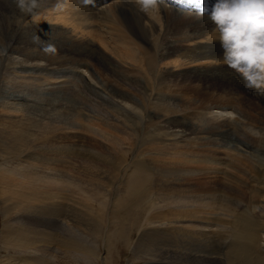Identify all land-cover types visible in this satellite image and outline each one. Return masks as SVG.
<instances>
[{"label": "bare ground", "instance_id": "1", "mask_svg": "<svg viewBox=\"0 0 264 264\" xmlns=\"http://www.w3.org/2000/svg\"><path fill=\"white\" fill-rule=\"evenodd\" d=\"M7 1L9 4V0ZM188 1L189 0H165L163 1L164 3L159 2L155 9L144 11L139 5L138 0H41L38 2L40 8L38 9L37 7V11L41 9V15L44 17L41 18L39 16L40 18L38 17L39 19L37 18L36 20L41 23L34 24L36 27H39L40 30L33 31V35L31 36L23 35V40L20 41V45L23 44L24 48L20 49V47L19 50L27 51L25 54L26 58H33L28 50L34 47L36 51H38L40 57L47 60H54V63L60 65H62L63 61H68L71 67L76 65L78 66V70H81L80 67L85 65V61H82V59H86L90 64V58L94 52L89 46L92 43L93 48L94 45L98 44V46L100 45V49H108L113 51L112 53L117 50L116 48H119V50H121L118 52L120 58L123 57L124 59L136 63L143 64V60L150 57L148 58L149 60L146 59V61L148 60L149 66L153 68L154 66L152 67L151 63L155 61L154 57H156L159 49L162 47L159 38L162 37V39L160 38L161 40L165 38L169 43L174 38V44H171L172 42L167 46L165 44L166 49L164 48L163 50L171 51L172 54L170 53L168 56L169 58L172 59V56L175 55L176 58L179 59L178 61H180V63L177 62V64L181 67H176L174 65V67L177 68L175 69L178 71V74L179 70H183L181 72H184V78L188 77L190 79L193 75L194 79L200 80L198 86H194L193 84L184 86L185 83L182 82L183 85L180 88V90L183 91L182 94H184L186 90L189 91L190 94L185 95L190 96V99L193 101V99L197 97V94L201 93L202 95L204 94L206 100L210 102L209 99H212L211 96L216 94L212 92L218 93L220 91V95L217 99L221 101V103L212 110L205 107L203 110L191 114V116H188L186 119L183 118L184 120H179L181 125L185 124L187 127L202 128V130L196 131V129L193 130V132L211 131L210 128H212L214 132H208V141L211 140L216 143L226 142L227 139L225 137L230 136V142H237L246 149H250L255 145L254 147L261 155H264V96L258 92L259 90L256 91V89L244 90L240 85L241 81H239L235 75L236 73L232 70H230L229 73L223 60V49L219 42L217 30H213L214 23L211 21L210 17H205L204 19L197 18L193 13L182 12L178 14L175 12V6L182 7ZM4 2H6V0H3L1 4ZM211 3V0H206V6H210ZM5 6L6 5H4L3 9ZM201 6L202 4H200V7ZM20 8L18 13L21 10ZM16 10L17 8L14 11ZM30 13H32V11H30ZM29 15L30 14H28V16ZM206 19L210 20V22ZM169 25L172 26L171 28H173L174 31L173 34H169L170 40H168L169 38L167 35L170 28ZM10 27L11 26H9V28ZM4 28H7L6 25ZM42 28L44 30H41ZM189 28H191L195 34L192 33L187 35ZM46 29L50 30L45 31ZM6 30L10 32L11 28L10 31H8V29ZM60 30H65V34H61L59 32ZM7 35L9 34L7 33ZM43 37L45 38L43 39ZM69 46L70 49L67 51L73 52L74 58H68L60 51ZM49 47H51L50 50H55L54 54H47L49 52L44 50H48ZM88 50L90 51V56L87 54ZM59 57L61 58L57 60ZM173 60L177 61L176 59ZM207 62L212 63L207 65L208 67H205L206 65L204 64ZM145 65L147 66V64ZM194 65H203L205 68L202 67L193 70L192 66ZM171 67L174 68L173 66ZM151 68L148 70L152 71ZM32 75L34 76V73ZM37 75L38 74H36V76ZM92 75H90V77ZM57 77H53L54 86H49L52 85L49 84L51 79L45 84L48 78L45 82L40 81V83H38L39 81L34 82L32 79L31 82H34V85H32V87L27 86L25 88V93L29 92L28 94L33 97L34 93L36 94L38 91L43 92L49 89H56L60 92L57 97H61V100L65 101L64 97H67L66 102L57 101L56 99V102H58L57 104H72L73 100L71 101L70 99H72V96L74 98L77 96L76 89L81 83L79 80L80 78L77 77L76 74L72 78H64L65 81H62L63 79H57ZM60 81H62V83L64 82V84L56 85L60 83ZM261 85L264 87V84ZM208 86H210V88ZM216 88L218 89L216 90ZM225 88H228V92H223ZM236 90H239L240 95H238L240 98L238 96L237 98L235 97ZM37 94L36 97H33L36 101L39 100L37 96L40 95ZM176 97H178V95H176ZM198 101L202 100H197V102ZM222 101L224 103H222ZM234 102L241 104V112L238 113H240L239 117H241L243 121L238 122H243L244 129L249 127L248 130L246 129V131L249 132V134H246V140H242V138L236 134L241 129L239 130V128L235 126L237 121L231 118L233 115L235 116L237 112L235 111L236 105H234ZM251 102H254V104L252 105ZM192 103H194V101ZM243 103L247 105L243 106ZM68 107L67 109L65 108L67 112H69L68 114L65 111L61 113V115H65L66 118L71 117L69 119L70 121L66 123L68 130L65 132L31 126L28 120V112L32 110L33 107H24L28 110L24 109L26 113L22 112L24 114L22 116L21 114L19 115V109L21 107L17 108V106L15 109L10 107L9 110L7 109L8 112H6L5 115H0V156L5 157L6 152H9L11 149H17V147L26 149L25 154L19 156L17 167L11 170H2L0 172V187H2V190H0V209L5 216H7L15 208H18L17 206L20 205L19 202L26 200V205L22 206L20 209H27V214L29 215L27 219H25L24 216L22 219L11 221L12 224L10 223L4 226L3 231H0V241L3 242V244H21L25 248L28 246L33 249L35 251L34 254H36V256L33 255V257L26 255L16 259L10 257L6 258L7 264H48V262L43 259L46 257L43 254L45 252L50 254L48 251L50 243L52 244L53 242L55 247L58 244V240L56 242L54 241L57 239L56 237L60 239L58 229L65 220L63 213L68 209L67 206L69 204H67V201L69 200L66 195L63 196L61 193H51V189L48 190L50 192L45 195L43 192L45 189L41 187L47 184L44 185L41 180H45L44 182L46 183L53 180L52 182H55L52 184H54L55 187L64 189L68 188V186H74L75 181H77V183L79 181L82 183L85 182L89 187L88 192H92L90 196H97L100 193L99 186H95L93 181L101 183L99 180L108 178L110 172L107 169H103L102 171V169L96 165H85V163L84 166L82 165L75 169L77 165H74V160L81 158L78 152L87 153L91 156L90 159H95L97 161L102 160L100 162L103 163H109L113 160L124 161V158L119 156V153L113 149L106 148L105 145L101 143L98 144L95 142V145H98L104 150L101 149V151L105 152L103 154H100V150L96 151L91 148H86L87 142L84 141L85 138L82 137L79 140V136L74 130L75 127H73L74 129L68 127L74 122L76 124L79 123L77 120L81 121L79 117L80 114L77 113L76 108L72 109L71 106ZM168 107L169 106L165 107V105L164 107L162 106V112L165 114L168 113ZM183 107L189 108L190 106ZM173 111L174 110L171 112ZM49 115H51V113ZM177 124L179 123L174 122V125ZM228 127L229 130H227ZM31 128L39 129L42 136L38 137L36 133L31 132ZM88 129L84 130L91 132L90 128ZM257 129L259 130L256 131ZM233 133L236 138L232 135ZM250 134L252 137L249 136ZM171 137L175 136H168V138ZM192 140H186L183 147H188V143L192 142ZM193 141L200 146L198 141ZM151 143L152 145L154 143L161 144V141H152ZM255 143L258 145L257 147ZM207 144H209V142H207ZM217 145L219 146V144ZM221 145L219 147L225 146ZM143 146L145 147V145ZM163 147L165 146L163 145ZM172 147L173 146H171V148ZM157 149L159 148H154V152L150 155V160L147 159L149 162L145 163L146 166L142 163L144 160L134 159L132 167H130L131 170H124V176H127L125 185H128L127 190H130L129 195L137 197L136 202L138 208L140 202L144 200L145 194L147 196H155L153 198L154 202L152 200V209L146 217L144 227L141 229V232H139V237L136 240L137 252L146 250L151 251L145 253H153L155 255L154 258L157 261L155 264H221L222 262L220 260L222 259H224L226 264H264V218L256 221L254 218L256 216H254L253 211L250 212L249 209V207H253L254 198L264 200V163H259L260 165L258 166L254 163V159L252 161L246 156L239 157L240 160H237L235 157H231L233 152L221 149L211 150L205 147H201L200 149L189 147V153L191 154H185L179 151L173 155L158 154ZM171 151L172 150H170V152ZM260 159L258 160L259 162H261ZM81 160H85L84 154H82ZM147 165H150L152 169H150V167L147 168ZM242 166H245V168ZM37 168L45 172L48 171L52 178L45 176L43 178L39 177L36 174ZM66 170L72 173L68 183L65 181L67 179L66 177L64 180V172ZM57 172L60 175H57ZM117 173H119L118 170ZM103 174L105 175L104 177H102ZM242 177L243 179H241ZM191 179L196 181L204 180V184H208L207 180L210 182L213 180L212 184H216V187H214V189L206 188L197 192L189 187L190 181L194 183V180ZM36 183L39 184V187ZM186 183L187 186L184 187ZM241 183L244 187L242 193L245 190L246 193H248L247 199H243L246 197L244 195V197L242 196L243 198L233 195L234 191L238 192V190H240ZM152 184L153 189L151 188ZM224 184L225 186H223ZM75 187L76 189L78 188L77 185H75ZM221 187H224V190L225 187H230L233 188V191L229 190L230 193L226 195L228 190L224 193L221 191ZM55 190L57 191L58 189ZM78 190L80 189L78 188ZM208 191L209 193L205 194V192ZM82 192L88 194L84 192V190H82ZM201 196L213 197V202H210L204 207L200 204L201 206L197 205L198 207L195 206L196 208L194 207L195 209H192L191 207H193L192 205L194 203L191 202V205H188L189 203L184 201L192 197H195L197 200ZM227 196L236 202L239 199L244 203L243 207L238 208H242L241 210L244 211V213L238 214L235 222H229L227 218V220H224L220 217V212L225 211L223 202ZM14 199H17L19 202L14 204ZM231 199H228V204H230ZM33 200L38 203L35 207L29 204V202H33ZM158 201L159 203H165V207H156L154 203H158ZM39 203H41V205H39ZM182 203L189 207L183 209V206L181 207ZM233 205L235 206V204ZM174 207L181 208L175 209ZM68 210H70V208ZM235 212L237 211H232L231 215H236ZM248 212H250L249 218L246 217ZM41 214H44L45 217ZM5 216L2 215V217ZM33 226L41 229L42 232L37 231ZM40 244L43 246H40ZM220 248L222 251H224L225 248L227 249L226 253H222V259L219 257ZM84 254L87 256L89 253L87 250H84ZM191 256H193V258H191ZM101 263L104 264L103 260Z\"/></svg>", "mask_w": 264, "mask_h": 264}, {"label": "rangeland", "instance_id": "2", "mask_svg": "<svg viewBox=\"0 0 264 264\" xmlns=\"http://www.w3.org/2000/svg\"><path fill=\"white\" fill-rule=\"evenodd\" d=\"M2 1L3 0H0V32H1L0 115L3 114L5 115L10 107H12V109H15V107L17 106V108L21 107L19 109L20 110L19 115L21 114L22 116L24 115L22 112L26 113V110H28L24 107H30V108L33 107V109L29 110L28 112L29 115L28 120L31 123V126L40 127L41 129L50 128L49 130L52 131L65 132L68 130L66 123L70 121L69 119L71 117L66 118V116L61 115V113L62 111L67 112L66 110L67 107L71 106L72 109L76 108L77 113L80 114L79 117L81 121L80 120L77 121H79V123L82 124L79 123L76 124L74 122L73 124L71 123L72 125L68 127L69 128L75 127V129L74 128L73 129L76 131V134L79 136V140L82 137L85 138L84 141L87 142L86 148H91L96 151L100 150V154H103L105 153L103 152L104 150L100 148L98 145H95V142H97L98 144L101 143L105 145L106 148L115 150L117 153H119V156L124 158L123 162L113 160L110 161L109 163H103L100 162L102 160L97 161L95 159H90L91 156H89L87 153L78 152L80 153L81 158L74 160L75 162L74 165L75 164L77 165L76 167L74 166L75 169H77L79 166L82 165L84 166L85 163V165L86 164H92L93 166L96 165L97 167L101 168L102 171L103 169H107L110 172L108 178L99 180L101 181L102 184L99 183L98 181H93V184L95 186H99L100 193L97 196H90L92 192H88L89 187L85 184V182L83 183L81 181H79L78 183L77 181L74 182V184L77 185V187L80 189L78 190V188L76 189L75 185L72 187L68 186V188L64 189L60 187H55L54 184H52L55 182V181L52 182L53 180L49 181V183L44 182L45 180H41L43 181L44 185L47 184L46 185L47 187L46 186H44L45 188L43 186L41 187L45 189L43 191L45 195H47V193H49L50 191L51 193L54 194L61 193V195L63 196L66 195L69 200L67 201V204H69L67 208L68 209L70 208V210L67 209L66 212L63 213V217L65 216V220L62 222V225L58 229L60 239L56 237L57 239L54 241L56 242L58 240L57 241L58 244L55 247L53 242L52 244L50 243L49 244L50 246H48L49 247L48 251L50 254H48L47 252H45L46 254L45 253L43 254L44 256H46L43 259L46 260L48 264H102L101 263L102 260L104 264H155L157 262L154 258L155 255L153 253H145L147 251L148 252L151 251L146 250L143 252H137V246H136L137 244L136 240L139 237V232H141V229L144 227L145 219L152 209V200L155 196L154 195L147 196L145 194L144 200L140 202L138 208L136 202L137 197L135 196L132 197L131 195H129L130 190H127L128 185H125L126 183L125 179L127 176H124V170L126 169L131 170L130 167H132V163L134 159H140L141 161L144 160L142 161V163L144 164V166H146L145 163L149 162L147 161V159L150 160V155H152V153L154 152V148H159L157 149V153L161 155L162 154L173 155L178 153L179 151L188 154L189 147L191 148L195 147L196 149L205 147L206 149H211V150L221 149V150H227L229 152L230 151L233 152L234 155L231 154V157H235L237 160H240L239 157L246 156L247 158L249 157V159L252 161L254 159V163L258 166L260 165L259 163L261 164L264 163V155L263 154L261 155V153L254 147L255 145L250 149H246L244 146L238 144L237 142L236 143L230 142V136L225 137L227 139L226 142L216 143L215 141H211V140L208 141L207 140L208 132L209 133L214 132L212 128H210L211 131L193 132V130L197 129L196 131H198V130H202V128L189 127V126L187 127L185 124L181 125L179 120H184L188 116H191V114L203 110L205 107L212 110L215 108V106L220 104L221 101L217 99V97L220 95V91L218 93L212 92L213 94L215 93L216 94L211 96L212 99H209L210 102L206 100V96H204V94L202 95L201 93L197 94V97L193 99L194 103H192L193 101L192 99H190V96H186L190 94L189 91L186 90L184 94H182L183 91L180 90V88L183 85L182 82L185 83L184 86H188L190 84H193L194 86L195 85L198 86L200 80L194 79L193 75L190 77V79L188 77L184 78V74H183L184 72H181L183 70H179V74H178L176 67H181L179 64H177V62L180 63V61H178L179 59H177L175 55L172 56V59L169 58L168 56L170 55L171 51L166 50L167 51L166 52L163 50L164 48L166 49L165 44L166 46L169 45L171 42H172L171 44H174L175 42L174 38L172 41H170V43L166 41L165 38L164 40H161L162 37H160L161 39L159 38L162 44L161 47L162 50L159 49L156 57H154L155 61H153L152 63L154 62L155 63L154 64L151 63V66L152 67L154 66L153 68H151L148 63L149 62L148 58L150 57L146 58L148 59L147 60L148 62L146 61V59H144L143 64L136 63L124 59L123 57L120 58V56H118L119 55L118 52L121 51L119 50V48L115 47L117 50H115L114 53H112L113 51H110L108 49L107 50L104 48L100 49L99 48L100 45L98 46V44L96 45L93 44L94 45L93 48L91 43L89 46L94 52L90 58V64L86 59H82V61H85V65L83 67H80L81 70H78L77 68L78 66L73 65L71 67L70 62L68 61H63L62 65H60L58 63H54L53 62L54 60L51 59L47 60L43 57H40L38 51H36V48L34 47L28 50V52L30 51L31 56L34 59L26 58L25 54L27 53V51L19 50L20 47H21L20 49L24 48L23 44L20 45L21 43L20 41L23 40L22 39L23 35L31 36L33 35L32 34L33 31L40 30V28L36 27L34 24L41 23L36 19L39 16L41 18H43L44 16L41 15V11H40L41 9L39 10L40 13L39 11H37V7L31 10L32 13H30V11H26L27 7H25V9L20 8L19 0H15V1L9 0V4L7 3L8 2L7 0L3 4H1ZM40 1L41 0H38V2ZM163 1L165 0H161L162 3H164ZM199 1L205 2L204 0H199ZM4 5L6 6L3 9ZM16 8L17 10L14 11ZM19 8L21 10L18 13ZM39 8L40 6L38 5V9ZM199 9L200 11L195 9H194L195 11H191L190 8L184 7L181 9L180 12H178V14L182 12H187V13L195 14L197 18L205 19V17H209L207 14L201 11L203 10L202 7ZM175 12L177 13V11ZM28 14L30 15L28 16ZM207 21L210 22V20ZM5 25L7 28H4ZM9 26H11L10 27L11 31ZM169 27H170L169 31L167 32L168 38L170 36L169 35L170 33L171 34L174 33L173 28H171L172 26L169 25ZM6 29H8V31L10 32H7ZM215 29L217 30L216 25L214 24L213 30ZM41 30L44 29L42 28ZM48 30L50 29H46L45 31ZM61 31L62 30L59 31L61 34H65V30L62 31L63 33ZM216 32L217 35L219 36L218 30ZM7 33L9 35H7ZM192 33L195 34L192 31V29L189 28L187 35H190ZM162 35L164 36L163 32ZM45 37H43V39ZM170 39L171 38H169L168 40ZM60 48H64V47H60ZM50 49L51 47H49L48 50L47 49L44 50L49 52L47 54H51V53L54 54L55 50L52 51ZM68 49H70V46L60 51H62V54H64L68 58H74L73 52L67 51ZM87 54H89L90 56L89 50L87 51ZM60 58L61 57H59L57 60H59ZM24 59L27 61H25ZM173 59H176L177 61ZM211 63L212 62H207L204 65H206L205 67H208L207 65H210ZM145 64H147V66ZM174 65L176 67H174ZM148 66L149 68H151L152 71L148 70L149 69ZM171 66H173L174 68H172ZM225 66L229 71V73L230 70L236 73L235 75L238 78V80L241 81L240 85L244 88V90L256 89V91L259 90L258 92L262 94V96H264L263 85L260 84L259 87L257 85H253L249 83V81L245 79L244 76L239 71L230 68L227 65ZM202 67L204 66L194 65L192 66V69L196 70L197 68H202ZM71 71L73 72V74ZM74 72L76 76L80 78L79 80L81 83L76 89V94L78 97L76 96L74 98L72 96V99H70L71 101L73 100L72 104L71 103L57 104L58 102H56V99L57 101H64V100H61V97H57L60 92H58L56 89L55 90L49 89L43 92L36 91L38 94H40L38 95L36 93L38 95L37 97H39L38 98L39 100H37L38 102L36 101V99L33 98L36 97L35 93L33 97H31L28 94L29 92L25 93V88L27 86L32 87L35 81H39L38 83H40V81L45 82L48 78L45 84H47L51 79L49 84L52 85L49 84L48 85L54 86L55 84L53 83V80L55 77H57L58 74L59 75L57 79L60 80L63 79L62 81H65L64 78L74 77L75 75ZM33 73L34 76L32 75ZM36 74L38 75L36 76ZM90 75L92 76L90 77ZM32 79L34 82H31ZM62 81H60V83H57L56 85L64 84V82L62 83ZM208 87L210 88V86ZM242 87H241V91H242ZM217 89L218 88H216V90ZM227 89L228 88H225V91L223 92H226ZM238 94L240 95V92L239 90H236V95H235L236 98L237 96L240 98ZM176 95H178V97H176ZM64 99H65L64 102H66L67 97L65 96ZM197 100H202V101L197 102ZM222 103L224 102L222 101ZM251 103L252 105L254 104V102ZM164 105L165 107L169 106L168 113L166 114L162 112L163 110L161 108L162 106L164 107ZM234 105H236L235 107L237 109L235 108V111L237 112L235 113V116L233 115V117L231 118L237 121V123H235L236 124L235 126L239 128V130L241 129L240 130L241 132L239 131L236 134L239 135V137L242 138V140L243 139L246 140L247 138L246 134H249V132L246 131V129L248 130L249 127L244 129L243 122H238V121H243L241 117H239L240 113H238L241 112V107H240L241 104H239L238 102L236 103L234 102ZM245 105L247 104L243 103V106ZM183 106L185 107L190 106V107L184 108ZM155 107L158 109H156ZM24 109L26 110L24 111ZM172 110L174 111L171 112ZM50 113L51 115H49ZM68 113L69 112H67V114ZM174 122H177L179 124L174 125ZM88 128H90V131L92 133L86 131ZM227 130H229V127L227 128ZM258 130L259 129H257L256 131ZM30 131L36 133L38 137L42 136V133L37 128H31ZM170 135L175 137L168 138V136ZM232 135L234 136V138H236L234 133ZM249 136L252 137L251 134ZM148 138L150 139V141ZM192 139L198 141V143H200L199 144L200 146H198V144L194 142ZM186 140H192V142L188 143V147H183L186 143ZM152 141H158V142L161 141V144L154 143L152 145L151 143ZM207 142H209V144H207ZM217 144H219V146L221 144L225 146L221 145L222 147H219ZM143 145H145V147ZM163 145L168 149L163 147ZM171 146H173L174 148L173 147L171 148ZM257 146L258 145L256 144V147ZM101 149L103 151H101ZM25 150H26L25 148L17 147V149H11L9 152H6L5 157L0 156V166H1L0 172L2 170H11L17 167L19 162L18 158L19 156L25 154ZM170 150H172L173 152L172 151L170 152ZM82 154H84L85 160H81ZM259 159L261 162L258 161ZM149 167L150 169H152L150 165L149 166L147 165V168ZM243 168H245V166ZM37 169L39 171L36 170L37 172L36 174L39 177L43 178L45 176L48 178H52L50 177L51 174H49L48 171L45 172L42 171L40 168ZM117 170L119 173H117ZM66 171L64 172L65 176L64 175L63 176H64V180L67 178L65 181L66 183H68V181H70L69 177L72 175V173L69 170ZM56 174L60 175L58 174V172ZM104 176L105 175L103 174L102 177ZM241 179H243V177ZM203 182L204 180H199V181L194 180V183L190 181L189 187H191L194 191L197 192H200L206 188L214 189V187H216V184H212L213 180H211V182L207 180L208 184L207 183L204 184ZM38 183L41 184L40 182ZM38 183L36 184L39 187ZM186 186L187 183L184 187ZM223 186H225V184ZM151 188L153 189V184L151 185ZM223 188L224 187H221V191L224 193L228 190L226 192V195H228L227 193H230V191H233V188L230 187L229 188L225 187V190ZM243 188H244L243 184L241 183V186L239 188L240 190H238V192L234 191L233 195L237 197H242L244 195L246 197L243 196L244 198L243 197L242 198L247 199L248 193H246V190L242 193ZM55 189H58L57 190L58 192ZM81 189L84 190V192H87L88 194L83 193ZM0 190H2V187H0ZM206 193H209V191L205 192V194ZM228 199L231 198L227 196V198L223 202L225 211H221L220 212L221 214L220 213L219 214L222 219L224 220L228 219L229 222H235L237 219V215L244 213V211L241 210L242 208L238 209L240 207H243L244 203L239 199L237 200V202L231 199L230 204H228ZM184 201L188 202L189 203L188 205H191V202L194 203L192 205L193 207L191 208L195 209L200 204L202 205V207H204L210 202H213V197L210 198L209 196H201L197 200L195 199V197H192ZM17 202L19 201L17 199H14L13 203L15 204ZM26 203H27L26 200H22L21 202H19L20 205L17 206L18 208H15L7 216H5L3 211H1L0 209V231H3L4 226L10 223L12 224V222L17 219L20 220L24 216L25 219L29 217V215L27 214L28 213L27 209H20L22 206H25ZM29 204L35 207V205L38 203L33 200V202H29ZM154 204L158 208L165 207L164 205L165 203L162 202L159 203V201L158 203L156 202ZM233 204H235V206ZM39 205H41V203H39ZM185 205L186 204L182 203L181 207L183 206L182 207L183 209L189 207ZM252 205H253L252 207L253 209L250 207L249 209L250 212L253 211V215L256 216L254 217L255 220L257 221L259 219H263L264 206L262 205H264V200L254 198ZM181 207H174V208L178 209ZM226 211L230 213H227ZM232 211H237L235 212L236 215L234 216L231 215ZM250 212L246 214V217L249 218ZM2 215L5 217H2ZM41 215L45 217L44 214ZM33 228L36 229L37 231L42 232V230L38 229L37 227L33 226ZM22 246L23 245L21 244L18 245L6 244V243L3 244V242L0 241V264H7L5 259L9 257L16 259L18 257H23L26 255H29L30 257H33V255L36 256V254H34L35 251L33 249L29 248L28 246L26 248ZM40 246L43 245L40 244ZM221 248L219 250V257L222 259L223 257L222 253H226L227 249L225 248V250L222 251ZM84 250L88 251L89 254L87 256L84 254ZM191 258H193V256H191ZM220 261L222 262L221 264H226L224 259Z\"/></svg>", "mask_w": 264, "mask_h": 264}, {"label": "clouds", "instance_id": "3", "mask_svg": "<svg viewBox=\"0 0 264 264\" xmlns=\"http://www.w3.org/2000/svg\"><path fill=\"white\" fill-rule=\"evenodd\" d=\"M161 0H138L142 10L155 9ZM28 11L38 0H19ZM203 12L216 25L224 63L251 84H264V0H212Z\"/></svg>", "mask_w": 264, "mask_h": 264}]
</instances>
